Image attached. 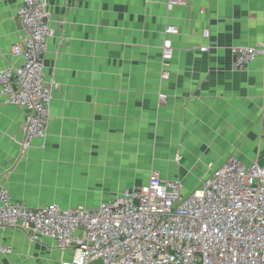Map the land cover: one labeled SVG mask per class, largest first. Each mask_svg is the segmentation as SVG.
Returning <instances> with one entry per match:
<instances>
[{
	"label": "crops",
	"instance_id": "1",
	"mask_svg": "<svg viewBox=\"0 0 264 264\" xmlns=\"http://www.w3.org/2000/svg\"><path fill=\"white\" fill-rule=\"evenodd\" d=\"M168 2L46 0L54 34L44 74L57 87L46 135L26 151L27 110L0 94V183L14 203L91 209L147 185L152 171L180 179L187 194L229 156L264 165V0ZM19 5L0 0V71L22 61L11 52L23 36ZM168 26L177 33L166 34ZM238 47L263 54L237 69ZM0 245L12 249L0 264L72 257L19 229L0 230Z\"/></svg>",
	"mask_w": 264,
	"mask_h": 264
},
{
	"label": "built area",
	"instance_id": "2",
	"mask_svg": "<svg viewBox=\"0 0 264 264\" xmlns=\"http://www.w3.org/2000/svg\"><path fill=\"white\" fill-rule=\"evenodd\" d=\"M182 4L184 0H169L168 7ZM17 16L23 36L11 52L22 61L0 71V94L27 110L19 142L26 151L46 135L57 84L45 78L44 57L54 30L46 0H20ZM165 33L176 34L177 29L168 26ZM233 53L237 69L263 54L254 47H238ZM171 58L172 43L165 39L163 63ZM163 77L168 79L169 73ZM184 191L180 179L152 171L147 185L91 209L56 204L28 209L14 203L0 183V230L19 229L33 241L54 240L59 250L72 252L61 264H264V165L246 166L229 156L201 178L199 188ZM11 251L0 245V253Z\"/></svg>",
	"mask_w": 264,
	"mask_h": 264
},
{
	"label": "rangeland",
	"instance_id": "3",
	"mask_svg": "<svg viewBox=\"0 0 264 264\" xmlns=\"http://www.w3.org/2000/svg\"><path fill=\"white\" fill-rule=\"evenodd\" d=\"M185 189H186V187H185ZM96 264H101L100 262H98V263H96Z\"/></svg>",
	"mask_w": 264,
	"mask_h": 264
}]
</instances>
